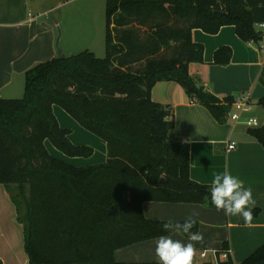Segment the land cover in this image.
Returning <instances> with one entry per match:
<instances>
[{
  "label": "trees",
  "instance_id": "1",
  "mask_svg": "<svg viewBox=\"0 0 264 264\" xmlns=\"http://www.w3.org/2000/svg\"><path fill=\"white\" fill-rule=\"evenodd\" d=\"M106 1L104 58L87 50L37 64L25 74L22 98H0V185L23 225L30 264H116L118 249L174 233L145 218V202L216 209L211 185L191 179L190 145L172 138L173 109L155 102L152 90L176 82L227 123L234 98H217L190 75L192 64L204 63L192 32L233 26L243 42L259 46L264 0ZM231 59L229 47L215 52L217 65ZM258 103L264 108V96ZM54 106L106 142L105 163L78 167L49 151L47 144L71 158L94 155L71 142ZM249 133L264 148V124ZM242 264H264V245Z\"/></svg>",
  "mask_w": 264,
  "mask_h": 264
},
{
  "label": "crops",
  "instance_id": "2",
  "mask_svg": "<svg viewBox=\"0 0 264 264\" xmlns=\"http://www.w3.org/2000/svg\"><path fill=\"white\" fill-rule=\"evenodd\" d=\"M47 1L50 0H0V98H22L26 72L57 56L58 25L48 16L52 9H44ZM192 39L203 45L204 63L192 64L190 75L200 81L207 92L221 100L241 94L250 95L252 103L249 118L264 120V108L258 103L264 96V47L263 50L260 47L264 39L259 46L245 43L233 26H225L215 35L195 29ZM71 46L69 42L67 50ZM221 47L232 50V59L227 65L214 63L215 52ZM87 50L93 51L91 48ZM152 99L173 109V140L189 141L191 179L199 184L211 185L214 174L222 173L227 167L233 176L243 181L245 188H252L256 201L253 211L259 209V214L253 216L251 224H245L242 216H228L223 210L217 211L201 204L149 201L143 205L145 218L165 222L194 219L199 224L198 232L203 235V242H193L196 249L193 264H218L213 252L219 256V264H242L264 245L263 146L250 135L249 127L246 128L241 120L235 122L231 119L235 109L230 108L232 110L227 123L220 124L203 105L193 102L176 82L158 83L152 90ZM53 110L61 127L72 131L69 138L73 144L94 149L92 157L84 158L83 163H77L80 158H76L73 165L87 167L107 161L106 142L74 122L62 108L54 106ZM75 135L85 143L75 142L72 139ZM231 143H236L234 150L227 148ZM97 155L100 160L93 161ZM12 209L18 221L16 207L6 187L0 185V259L3 264H30L24 249L23 225V243L19 245L20 236L15 238L8 232L9 227L2 223L3 214L7 216ZM168 236L184 244L190 242L180 232ZM157 240L151 239L118 249L114 253L116 264H160L155 255ZM203 252H208L206 258H202ZM224 254L228 257L225 258Z\"/></svg>",
  "mask_w": 264,
  "mask_h": 264
},
{
  "label": "rangeland",
  "instance_id": "3",
  "mask_svg": "<svg viewBox=\"0 0 264 264\" xmlns=\"http://www.w3.org/2000/svg\"><path fill=\"white\" fill-rule=\"evenodd\" d=\"M106 2V0H50L45 2L44 9H52L48 15L49 18L58 25V50L62 51L66 57L87 51L88 48H91L93 50L91 52L95 53L97 57H105ZM68 34L70 35L68 36ZM69 42L72 46L67 50L66 47ZM231 108L235 109L233 106ZM249 115L250 113H243L240 122L245 124ZM258 116L260 117V115ZM257 119L261 125L264 123L263 119L261 120L258 117ZM73 121L76 122L75 120ZM244 126L246 127L247 125L245 124ZM72 139L77 143H85L84 140L78 139L76 135ZM47 145L54 156L72 164L74 159L76 160V158L66 156L52 145ZM83 160L85 159L80 158L76 162L83 163ZM99 160L98 155L93 159V161ZM24 215L25 211H22L21 216L23 217ZM2 220H4L2 223L9 227L8 232L10 234L15 238L20 236L18 242L19 245H22V228L19 221L16 220L15 210L12 209L10 214L7 213V216L4 213Z\"/></svg>",
  "mask_w": 264,
  "mask_h": 264
},
{
  "label": "clouds",
  "instance_id": "4",
  "mask_svg": "<svg viewBox=\"0 0 264 264\" xmlns=\"http://www.w3.org/2000/svg\"><path fill=\"white\" fill-rule=\"evenodd\" d=\"M187 142L189 141H181V143ZM210 188L211 204L217 211L223 210L228 216H242L245 224H251L253 209L256 207L251 187L245 188L243 181L233 176L225 167L222 173L214 174ZM195 225L196 221L191 218L183 223L172 220L162 223L161 227L164 232L183 233L187 235L190 242L184 244L167 235L160 236L155 248V255L160 264H193L196 255L193 242H203V235L192 231Z\"/></svg>",
  "mask_w": 264,
  "mask_h": 264
},
{
  "label": "built area",
  "instance_id": "5",
  "mask_svg": "<svg viewBox=\"0 0 264 264\" xmlns=\"http://www.w3.org/2000/svg\"><path fill=\"white\" fill-rule=\"evenodd\" d=\"M259 29L263 32L264 34V23L259 25ZM263 39H264V35H263ZM262 48L264 47V44H261ZM251 97L248 94H241L239 96L234 97L233 100V104L232 106L235 108V112H233L231 114V119L235 122H238L241 120L242 114L243 113H248L251 110ZM245 124L249 127V128H254V127H258L260 126V123L258 121L257 118H249ZM228 150H234L236 148V143H231L228 145ZM208 255V252H203L201 254L202 258H206ZM214 258L215 260L218 262L219 264V256L216 252H213ZM224 257L227 258L228 256L226 254H224Z\"/></svg>",
  "mask_w": 264,
  "mask_h": 264
},
{
  "label": "water",
  "instance_id": "6",
  "mask_svg": "<svg viewBox=\"0 0 264 264\" xmlns=\"http://www.w3.org/2000/svg\"><path fill=\"white\" fill-rule=\"evenodd\" d=\"M64 57H65V55L63 54V52L60 51V50H58V56H57V58L62 59V58H64ZM110 215H112V216H116V215H117V210H116V208H112V210H111V212H110Z\"/></svg>",
  "mask_w": 264,
  "mask_h": 264
}]
</instances>
